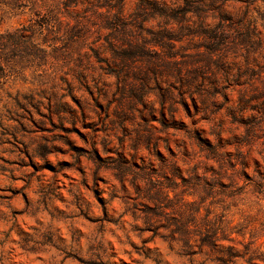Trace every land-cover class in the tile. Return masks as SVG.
<instances>
[{"label": "rangeland", "instance_id": "rangeland-1", "mask_svg": "<svg viewBox=\"0 0 264 264\" xmlns=\"http://www.w3.org/2000/svg\"><path fill=\"white\" fill-rule=\"evenodd\" d=\"M56 1L36 48L0 46V264H264V0ZM36 19L0 11V34ZM122 24L183 57L121 66ZM222 25L234 49L189 94Z\"/></svg>", "mask_w": 264, "mask_h": 264}, {"label": "trees", "instance_id": "trees-1", "mask_svg": "<svg viewBox=\"0 0 264 264\" xmlns=\"http://www.w3.org/2000/svg\"><path fill=\"white\" fill-rule=\"evenodd\" d=\"M54 1L56 2L57 6H55V8L52 7V0H0L1 12L14 11L19 8H25L29 6L33 13L37 16L35 24L33 23L31 25L29 24L28 26H21L16 28L14 31H8L5 34H0V46H2L4 50L10 49L11 51H14V49H18L22 45L36 48L37 44L34 42L33 36H31V34H34V32L36 31L34 30L35 25L38 26L37 31H40V33H43L44 31H46V33H52V17H55L57 15L56 12L58 8L57 1ZM74 3L75 2H73V0H65V5L68 7V10H70V12L73 9L72 6L74 5ZM165 8L166 9H162L163 13L167 16V18L172 17L171 12L175 7ZM118 10V12H120L121 8H119ZM138 12V15H140V17H145V11L143 9L138 7ZM119 14L121 15V13ZM120 15L119 17H121ZM119 17L117 15L115 18L110 19L113 21L110 22V27L117 26V24L120 22ZM111 23H114V26ZM122 25V28H117L116 35L121 37V39H124V43L130 46V48L133 49V52L127 54H119V52H116L117 48L113 49L116 52H113V58L115 60H120V63L122 60L121 66H125L127 68L129 63H133V61L135 60L148 59L146 49L150 46H156L162 50V55H159V57H161L159 58V61L164 58L173 59L177 57V55L183 57L180 50L177 52H172L175 49L174 46L170 44L172 41H178V36H170L169 34H167L168 31H162L160 33H151V36L149 38H144L141 41H138V43H133V40L129 38L131 34H129L130 31L126 28L127 26L125 24ZM107 27H109V25ZM224 31L225 26L222 25L221 28L216 29L215 27L212 31L200 33L203 37L204 42L203 44H200L199 47L204 48V56H202L201 54L200 58H197L194 61L188 63V66L190 67L189 71L182 70V72H180L181 70H179V74H181L183 77L180 80L182 82V86L184 87L185 91H189V94H195V92H197L199 96L202 97L200 91L203 90L199 89L200 84L197 85V83H200V81L204 82L205 77L207 79L211 78L207 74L212 73V70L210 71V69H212L213 66L217 68L213 60H211L213 59L212 57L216 55L217 58L219 56L224 58V55L233 48L230 44V38H228V36L225 37L222 34ZM27 32H30L31 34L26 35ZM178 32L181 33L182 29H179ZM243 36L237 38V42H235L234 44L235 46H245L246 42L243 40ZM4 50L2 49V51ZM224 63L225 61H223V65ZM157 66L161 67L162 65L157 64ZM181 66V64H178L177 67ZM178 69L179 68H176V66H174V71H176V73L178 72ZM152 74L157 76V73L155 72H152ZM118 77H120L119 74ZM201 101L202 103H204V98H201ZM143 117L148 118L145 114H143ZM143 123L145 124V121H143ZM130 157L132 162V156ZM141 161V167H150V164L152 163V161L149 160V157L148 164L141 165L145 162L142 158ZM153 199L156 201L155 197L152 198V200Z\"/></svg>", "mask_w": 264, "mask_h": 264}]
</instances>
